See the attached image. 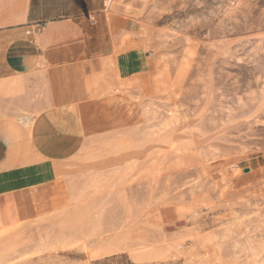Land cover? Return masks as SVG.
Segmentation results:
<instances>
[{
  "label": "rangeland",
  "instance_id": "obj_1",
  "mask_svg": "<svg viewBox=\"0 0 264 264\" xmlns=\"http://www.w3.org/2000/svg\"><path fill=\"white\" fill-rule=\"evenodd\" d=\"M113 3L105 6L112 52L88 75L90 100L24 117L46 127L34 138L22 128L33 160L1 175L0 187L23 188L42 169L58 176L57 188L43 196L48 207L39 203L30 220L10 225L23 231L24 256L0 264H91L102 259L92 257L95 233L114 228L127 246L169 247L153 264H196L202 246L203 264H260L264 0ZM177 232L173 245L159 243ZM210 237L218 250L205 245Z\"/></svg>",
  "mask_w": 264,
  "mask_h": 264
},
{
  "label": "crops",
  "instance_id": "obj_2",
  "mask_svg": "<svg viewBox=\"0 0 264 264\" xmlns=\"http://www.w3.org/2000/svg\"><path fill=\"white\" fill-rule=\"evenodd\" d=\"M105 1L0 0V82L13 77L24 85L19 83L10 95L0 92V177L26 167L30 159L25 155L33 146L30 134L22 129L27 128L24 117L32 116L35 110L62 112L90 100L88 75L97 73L112 52ZM141 73L136 69L134 76ZM8 123L22 124V128L17 125L11 129ZM40 171L23 188L0 193L4 224L30 220L42 206L39 203L48 207L50 199L43 201V196L55 192L58 176L47 177L46 170ZM2 211L8 212L7 218ZM179 220L177 217L173 224ZM91 264L137 263L121 253Z\"/></svg>",
  "mask_w": 264,
  "mask_h": 264
},
{
  "label": "bare ground",
  "instance_id": "obj_3",
  "mask_svg": "<svg viewBox=\"0 0 264 264\" xmlns=\"http://www.w3.org/2000/svg\"><path fill=\"white\" fill-rule=\"evenodd\" d=\"M106 7H111L113 3V0H106ZM114 6V5H113ZM110 64V63H109ZM38 65V64H37ZM40 65V64H39ZM41 67V66H40ZM103 67V66H102ZM106 67V65H105ZM103 67V68H105ZM113 68V66H112ZM110 68V69H112ZM103 70V69H102ZM113 70V69H112ZM47 72V71H46ZM104 72V71H103ZM102 73V72H101ZM116 74V73H115ZM23 75V74H22ZM101 75V74H100ZM117 76V75H116ZM23 76H21L22 78ZM20 78V79H21ZM16 79V78H15ZM13 79V77L11 79H8V80H12V82L10 83L11 85H9L8 87H6L7 85V81L8 80H4V81H1L0 82V91H2L3 89L5 88H8V90L14 92L17 90V86L18 84L21 85V86H24L23 85V82L22 81H19V83H17V80ZM19 80V79H18ZM97 80V79H96ZM103 80V79H102ZM101 80V81H102ZM22 82V83H21ZM95 83V82H94ZM100 83V82H99ZM98 84V83H97ZM23 88V87H22ZM47 88V87H46ZM19 90V89H18ZM22 92V89L20 88V90ZM23 124L24 126H26L31 135L33 136H36L38 134H42L43 131V127H46L43 125V123H40L38 124L34 119L32 118H24V121H23ZM20 128V127H19ZM22 128V127H21ZM24 128V127H23ZM27 130V129H26ZM6 135V134H5ZM27 135V134H26ZM6 137V136H5ZM27 138V137H26ZM29 142V141H28ZM33 149V147H32ZM37 148L35 147L34 150H33V154L35 155L34 157L36 158V154H37ZM31 156V155H30ZM33 158L30 159V161H32ZM21 180V179H20ZM11 183L5 185V186H2L0 187V193H2V191H4L5 189H8L10 188L9 185ZM23 186L25 185V183H21ZM1 228L2 230H0V261L1 260H7V261H10L12 262V260H18L19 257H23L20 254V250L19 247L21 245H23V231L14 227V228H11V224H4L2 221H1ZM59 226V225H57ZM56 226V227H57ZM182 230V229H181ZM182 231H180L181 233ZM42 234V233H41ZM179 234V232L175 233L174 235H177ZM46 236L45 234H42V236ZM43 236V237H44ZM48 236V235H47ZM46 236V237H47ZM60 236V235H59ZM95 236H96V240H94V244L97 246V249H96V253L92 256L93 258H105V257H108V256H112V255H115V254H119L121 252H127L129 255H130V258L137 264H153V263H157L161 260H164L167 258V255H168V251H169V247H165V246H158V247H149L147 246L145 243H140V244H137L135 246H127L126 244V240H125V237L123 235H120L119 234V229L117 228H114L113 230H108V232H97L95 233ZM61 237V236H60ZM171 237V236H170ZM170 237H164L161 242V244H164V245H170L171 244L173 245L175 242V240H178V239H182L181 237V234L180 235H177V237L175 239H172ZM48 238V237H47ZM64 238V237H63ZM62 238V239H63ZM71 238V237H70ZM68 239V240H71V239ZM40 239V238H39ZM66 239V238H65ZM74 239V238H73ZM72 239V240H73ZM76 239V238H75ZM91 239V238H90ZM58 240V239H57ZM43 241V240H42ZM45 243H46V239H44ZM48 241V240H47ZM61 240H58V243L60 242ZM83 241V240H82ZM40 242V241H39ZM49 242V241H48ZM41 244L43 242H40ZM45 243H43L41 246L42 250H51L52 247H48L45 245ZM56 241V245H59ZM77 243V242H76ZM81 243V242H80ZM85 241L82 243L84 244ZM50 244V243H49ZM74 244V242H73ZM214 244L216 250L219 249V243L216 242V237H210L208 238L206 241H205V245L209 246V245H212ZM65 245V243L63 244V246ZM67 245V244H66ZM84 245L87 246V244L85 243ZM26 246V245H25ZM78 246V245H77ZM22 247V246H21ZM57 247V246H56ZM53 248V249H56ZM67 247V246H66ZM65 247V248H66ZM70 247V246H69ZM72 247V246H71ZM90 247V246H89ZM234 247H236V244L234 245ZM38 250V249H37ZM23 251V250H22ZM41 250L39 249L38 252H40ZM205 251L206 249L204 248V246H202L200 249H197L193 252L192 254V261L193 263H203V259L205 258L206 254H205ZM22 253V252H21ZM25 254V253H24ZM259 256V255H258ZM28 258V257H27ZM20 259V258H19ZM23 259V258H22ZM16 260V261H17ZM4 261V262H5ZM11 262H8V263H11ZM13 263V262H12ZM11 263V264H12ZM196 263V264H197ZM260 264H264V255H261L260 257ZM7 264V263H5ZM213 264H222L221 260L219 259H216V261L213 263ZM253 264H256V263H253Z\"/></svg>",
  "mask_w": 264,
  "mask_h": 264
}]
</instances>
